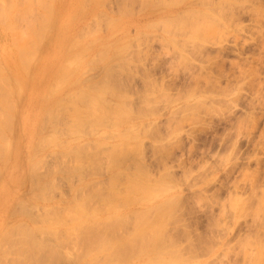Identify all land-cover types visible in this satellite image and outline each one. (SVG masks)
<instances>
[{
	"label": "rangeland",
	"instance_id": "1",
	"mask_svg": "<svg viewBox=\"0 0 264 264\" xmlns=\"http://www.w3.org/2000/svg\"><path fill=\"white\" fill-rule=\"evenodd\" d=\"M0 1L2 2V0ZM30 1L33 3H30L31 8L33 7L37 10L32 8L33 11L41 12L38 15L39 18L40 14L44 16V14L50 10L52 11L50 12L51 14L48 13L50 15L47 22L48 24L46 25L48 31L47 29L43 31V37L40 35L41 33L39 34L40 37H42L41 43L37 42L38 39L34 40L33 37L28 35L29 29L27 30V28L23 27L25 26L23 23L27 21H31L29 23H32L33 19H30L34 12L27 13L30 14L27 15L30 16L28 17L30 19L25 22L23 21L22 24L20 23L22 26L16 23V21L20 19V16H18L19 18L17 17L18 19H14L15 21L13 20L15 25H13L12 22L11 25H9L14 26L16 30H18L17 28H19V26L21 30L26 29V32H28L26 35L30 37L31 41L34 40L31 42L29 39L28 44L34 43V47H36L37 43L39 44V47L37 46V54L34 57L32 56V60L28 62H31L28 67L23 66V68L20 65L21 63H19L20 60L18 58L19 54L17 53V48H15L16 45H13L16 43V40H14L15 42L11 41L10 39L12 36L11 38L8 36L10 35L9 31L12 32L11 35L14 34L15 37V34H19L22 31L14 33L9 29L11 27L4 26L5 23L0 22L1 79L2 76L3 78L7 76L10 79L11 76L12 79L14 78L13 76L22 78V85L20 87L19 85H14L18 87L17 92L20 90V93H18L19 99H16V87L14 86H12L13 94L10 93V95L13 96L10 97L13 98V100L9 97V100L11 99L10 103L13 102L15 105L14 107H16L13 109V104L12 106L10 105L12 107L11 110L9 106L10 115L15 113V116H12L14 118H11L13 119L11 120L12 123L10 122L11 127L9 130L11 135L6 130V133H3V137L0 139V142H2L0 143V156H2V154L4 155V151L9 147H7V145H10V152L6 151L9 155L5 154V156H2L6 164L5 161H2L3 163L0 161V182L3 180L6 184L5 191L0 195V229L1 226L3 227L6 223H10L12 218L16 216H25L24 218L27 217L30 221L38 222V225H40L43 216L41 213L39 214V212H42L43 209H47L45 204L47 200L38 201L33 199L36 198V195L34 196L31 193H36L37 191L33 188L34 186L30 176H32L34 172L39 176L43 175V182L48 180L49 183V181H51L49 184L47 183L43 189L45 190L43 191V195L45 194L50 197L46 199L55 205L62 206L65 205V202L68 200L70 202L74 201L76 197L75 194L78 193V188H80V192L88 191L86 189H89L90 186L88 185L87 187V184L91 185V182L95 180L94 183H99L95 187L103 189L102 191H107L110 185H108V182H110L113 172L115 175V170L117 171L119 168H122L119 169L117 173L120 171L123 173H119V179L117 178V182H115L114 185L115 189L116 187L119 189L115 191H121L118 193L122 194L121 186L123 187V193L128 190L124 188L129 187V183H126L129 178H136V180L144 186L147 183V186H149L147 187L148 189H150L152 184L153 186L156 184V186L160 187L159 190H163H158V193L154 191L153 186H151L154 191L153 194H151V189H147L146 191L147 193L149 191L151 194L150 196L149 193L148 195L145 193L148 197L145 195L143 197L142 194V197L141 195L137 196L142 199H136L134 198L136 196H133V194L130 195L134 191V195H137L136 188L131 190L129 187L132 192L128 194V197L131 196L134 198L133 200H136L130 203L127 198L126 205L122 203V207H119L121 204L118 202L116 203L118 204V207L115 206L117 209L119 208L125 211V217L128 215L129 211L132 213L129 215V218H125L126 221H122L121 225L117 228L118 233L123 230L122 234L126 232L129 235L131 231L133 232L135 214H137L134 212V209L136 211L137 209L145 208L144 211H148L151 206L152 211L149 209V215H147L146 218L152 221L150 219L156 218L152 216L158 213L156 206L159 205L162 200L169 201V198H173V202L171 201V204L169 203L170 208L166 210L168 213H166V211L160 213L161 220L163 218V221L159 224L160 227L156 229L158 231L155 230V232L160 235L163 231V235L165 236H163V238L166 239L165 243L167 242L166 247H168V244L172 241L176 244H174L175 250L181 248L178 251L176 250V253L180 256L179 259H185L186 264H264V238H262L264 235V0H207L206 2L211 1L209 3L211 6L203 2V4H206L204 6L207 7V10H197L201 12L200 14H196L198 15L197 17H193L195 13L193 16L190 14L193 18H188V12L192 13V9L201 8L200 3H198L199 5L196 4L200 0H195L192 5L182 7L179 14L175 13L173 15H167L163 12L164 8L168 6L172 0H165L164 2H162L163 0H152V4L151 0H146L147 2H142L141 0H84V2L86 1L85 3L83 0H51L52 2L47 0L51 2V6H47L50 4H45L44 6L47 8L45 10L41 8L42 6H37L39 4L38 0H36L38 1L37 5L34 4L36 3L34 0ZM47 1H44V3ZM185 1L187 0L179 1L180 3H176L177 1L174 3V1H172L170 5H181L185 3ZM9 2L15 4L14 6L9 5L11 9L13 8V10H15L17 3L20 1L9 0ZM9 2L6 1V3L10 4ZM21 2L24 1L22 0ZM123 2L125 3L123 4ZM132 2H134V4ZM156 2L158 3L155 4ZM142 3L146 5H141ZM2 4L4 5V1ZM2 4L0 3V5ZM21 4L19 6L17 5L20 9L22 6L24 7V4ZM123 5L125 6L123 8L127 11L122 9ZM82 6L86 7L82 8ZM18 7H16V9ZM37 7L40 8V11ZM137 8L138 10H135ZM130 9H132V11ZM98 11H101L102 14ZM15 12L17 11L15 10ZM21 12H25L24 9ZM55 12H58L57 15ZM204 12H206V14H202ZM25 13H21V15ZM17 14L19 15L20 12ZM48 14L44 17L47 18V16H49ZM72 14L76 17L72 16ZM35 15L36 14L33 15L34 18H36ZM97 15L99 17H96ZM181 15L185 16L183 17L184 19ZM180 17L181 19L176 21V19ZM39 18L36 21L37 24L39 23ZM172 19H174L173 22ZM1 20L2 18L0 21ZM2 23L4 25H2ZM29 23L26 24V27ZM16 26L18 27L16 28ZM30 26L32 25L30 24ZM98 26H100V29ZM5 27H7V29ZM13 29L14 28H12V30ZM194 30L195 32L197 30V32L195 33ZM208 30L209 32H207ZM14 36L13 39L15 38ZM22 36H25V34ZM28 37H26V39H28ZM40 37L38 36L39 39ZM71 38L76 40L73 39L72 41ZM92 39L95 41H92ZM76 41L77 44H75ZM89 41L92 43L90 44ZM11 42H13V44ZM68 43L69 46H67ZM70 44H72V46L75 44V46L72 48ZM87 44L89 46L91 45L88 49H86L88 47ZM83 45L85 46L83 47ZM80 48L86 50L82 51ZM100 50H102L101 53L103 52V55L99 53ZM33 51L34 49L32 52ZM33 53H31V55ZM78 53H80L79 57ZM31 55L30 58L26 56L27 61L31 59ZM37 55H40V58ZM70 55H73V57L75 56V59ZM69 56L71 58L67 59ZM72 58L74 62H72ZM63 59H67L65 62L71 61V63L64 64ZM76 59H78L79 62L75 63ZM62 65L69 68L72 67L70 69L72 70L71 73L69 72L70 70H66L67 74L68 72L70 73V75L66 77L67 79L63 78V76L61 79L58 78L63 68ZM59 66L62 68L60 69ZM66 67L64 69H66ZM116 68H119L118 70L120 72ZM22 69H26V71ZM62 74L65 75L64 72ZM105 76L108 77L105 79ZM53 77L54 79L57 77L59 80L55 79L56 81H54L52 79ZM5 79H3V81ZM50 80L54 82H50ZM115 80L117 81L115 82ZM3 81L1 80L2 84L5 82ZM25 82L28 84L26 85ZM106 82L108 84H106ZM114 84H116V87ZM99 86H103V88ZM118 87L122 88L119 89ZM118 93H121L119 95H123V97H120ZM79 94H82L81 97ZM93 96H100L102 100H100L99 97V99H96L100 100V102L93 99L92 102L90 98H93ZM78 101H80V103ZM94 101L97 102L95 103ZM102 101L105 105H103ZM56 103L58 105H56ZM123 103L125 104L123 105ZM74 104L79 107L78 109L81 108V111L87 106L86 109L88 112L86 109L84 110L85 112H83L85 114L93 113V115L91 114L92 116H95V114L98 116L99 111H104L106 105V110L107 108L111 110L108 111L109 114L107 113L109 117L105 116L106 119L105 117L102 118L106 111L101 113L104 114L102 117L99 113V116L103 120L102 122L99 120L101 119L100 117L96 119L97 121L99 120V122H97L94 117H92V119L90 117L91 115L88 114L90 115V119L89 117L86 118V120L84 119L86 121L85 124H83V119L81 120V124H75L77 120L75 121V119L72 118L73 114H71V117L68 113L69 109L70 112L73 111ZM84 104L85 107L82 108ZM116 104L117 106H115ZM99 105L102 106L101 110H99ZM112 106L116 107L117 110ZM138 107L139 109L143 108L144 111L142 109L139 110ZM113 108L117 111V114L120 113L119 115H121V117L119 115H115L117 119L112 117L113 113L116 114ZM95 109L98 110V112ZM13 110H15V112ZM89 110L91 112H89ZM134 110H137L138 113ZM11 111L13 112L11 113ZM59 111L62 112L60 113ZM64 111H66L70 117L66 115L67 113ZM140 111L142 113H140ZM110 112H112V115H110ZM54 113H57L56 116L53 115ZM123 114L128 117L123 116ZM51 116L55 117L56 121L54 118L52 119ZM118 117H120L122 122ZM123 117H125V121L122 120ZM107 118L109 119L107 120ZM50 119H52V121ZM110 119H112V122ZM117 121L119 124H116L118 123ZM88 122H91V125H89ZM113 122L115 123L111 124ZM71 125L74 126V129L69 127ZM76 125L82 126L76 128ZM52 128L54 130H50ZM124 128H126V130L128 129V132ZM56 129H58V131ZM90 129H93V132L91 130L90 133ZM72 130L75 133H73ZM85 131L86 133H84ZM50 132L54 134L51 139L56 136L57 140H55V142L60 143L52 142L51 139V141L48 140L49 142L46 140L48 133L51 134ZM128 136L129 138H127ZM49 138L50 135L47 139ZM7 139L11 141L10 143L8 142V144L6 142ZM41 139L46 141L43 143ZM38 141L40 144H38ZM86 141H89L88 144ZM47 142L48 144H46ZM81 143L83 148L81 147ZM114 143L120 146L124 145L121 148H126L125 145L128 143L126 146L129 150H132L134 146L139 147L140 144V150L139 152L134 151L138 155L137 157L135 155H129V151L126 149L128 153V156H126L127 158L125 157L126 160L125 158H120L123 161H120V159V162L118 161V165L120 164L122 167L116 166L118 169L115 167V170L113 169L112 172V168L110 170L109 168L106 169V167L110 165V158L106 157L108 158L106 162L105 156H108V151H111L110 148H118L119 145L115 144L117 145L115 146ZM129 143H133V146L131 147ZM41 144H46L48 147L45 145L43 148ZM87 145L91 147V150H88L90 148L87 147ZM5 147L7 148L5 149ZM137 149L134 148L133 150L138 151ZM98 150H101V153ZM104 150L108 151L104 153ZM57 151L59 153H57ZM95 152L97 153V157H94ZM70 153L72 154L70 155ZM6 155L11 157L6 158ZM74 155H79L83 159L87 158L85 155H89L88 158L90 159L94 157L95 159L91 161V164H94V162L95 164H92V167L88 168L89 163L86 161L85 166L87 164V171L82 166L81 169H79L82 175H77L80 171H69V169L72 168V166L80 167L84 164L82 162V164L80 163L81 165H79L77 162V165L76 159L79 160L82 158L78 157L75 159ZM29 158H31L30 161ZM39 158L41 159L39 160ZM72 158H74L75 161H72ZM35 161L39 162H37V165L35 164L32 169V171L34 169L35 171L30 175L29 169L32 167L31 163H35ZM61 162L63 163L61 164ZM74 162L75 164H73ZM104 163L105 165L107 164V166H105ZM93 166L95 167L93 168ZM62 167L63 170L61 169ZM82 168L85 170L86 174L83 173L84 170ZM146 170L148 173H146L147 175L144 172ZM142 171L143 173H141ZM10 172H13L11 178L9 176ZM46 172L47 174H45ZM83 174L87 176H83ZM168 175H171L170 178ZM63 176L65 177L64 179ZM126 177L128 179H126ZM123 178L125 179L123 180ZM141 178L144 179V181L141 180ZM130 181L129 179L128 182ZM63 183H65V187ZM160 183L164 184L162 188L161 185H158ZM99 185H101V187ZM166 188H168V190ZM130 190L127 192H130ZM46 191H48L47 194L44 193ZM137 192L139 193L140 190ZM106 193L108 194V192ZM13 205H15V208H13L15 211L12 212V215L10 213L7 214L9 208L14 207ZM238 205L241 207L239 206L240 208H238ZM147 206H149L148 209H146ZM153 208H155L156 213H153ZM255 209H258V211L260 209L261 212H255ZM172 210L174 213L171 212ZM22 213L24 215H22ZM170 213L173 214L171 215ZM69 217L71 218V216ZM70 218L66 219V221L70 220ZM130 218L133 219L131 220ZM65 223L64 226L67 227L70 222H67L68 224ZM173 227L174 229H171ZM125 228H127V231L124 232ZM129 231L130 233H128ZM1 234L2 233H0V238H2ZM73 234L63 243L65 247L62 245V253H67L69 257L67 256L68 258L65 259V261H60V264L79 263L74 259L77 253L72 251L73 249L77 251L76 247L78 248L74 242L76 240V235ZM40 236L42 238H40ZM73 236L75 239H73ZM37 238L39 240L46 238L47 241H45L46 239L43 241L44 244L46 242L48 245L53 241V237L49 233H41ZM48 240H50V242ZM242 240H244L243 243ZM245 243L247 244L245 245ZM3 247L5 248L6 245ZM7 248L9 250L11 246ZM170 248L173 247L170 246L166 250ZM65 250L67 252H65ZM144 250L149 252L147 248ZM72 253L76 255L73 254L72 257ZM165 253L166 252H164V254ZM133 255L131 256L132 258L134 257L133 259L126 260L124 258L126 263L124 260L118 263L147 264L144 257L136 256L135 253ZM255 255H257V257ZM14 256L15 255L10 253L7 254L6 259L9 260V264L11 263V258H15ZM163 256L168 257L166 254ZM253 257L256 259V262L253 260ZM105 263L108 264L107 262ZM153 264L162 263L154 260Z\"/></svg>",
	"mask_w": 264,
	"mask_h": 264
},
{
	"label": "bare ground",
	"instance_id": "2",
	"mask_svg": "<svg viewBox=\"0 0 264 264\" xmlns=\"http://www.w3.org/2000/svg\"><path fill=\"white\" fill-rule=\"evenodd\" d=\"M3 1H4V5L2 4L3 3ZM6 1H8L9 2V0H2V2L0 1V3L2 4V5H0V8H3V9H0V17L2 18V20L0 21V22H4L5 23V25L2 23V25H4V26H7V27H11V28H9L11 31H13L14 33H16V32H21V33H19V34H21V35H19V34H15L16 35V37L14 36V34L13 35H11L12 34V32H10L9 30V34L10 35H8V36H10V38H11V36H12V38L10 39L11 41H14V40H16V43H14L13 44V42H11L14 46H15V48H17V53L19 54L18 56V58H19V63H21L20 65L23 67V66H27L28 67V65L31 63H28L29 61H31L32 60V56L34 57L36 54H37V46L39 47V44L38 43H41V41H42V37H43V31H45V29H47L46 27V25L48 24L47 22H48V18H50V15L49 14H51L50 12L52 11V10H50L49 12H47L46 14H44V16L45 15H47L48 13V15L49 16H47V18L46 17H44L43 16V14L41 15L40 14V18H39V13H41V12H36L37 10L35 9V8H33L34 10H36L35 12L33 11V9L31 8V6H30V3H32V1H30V0H23L24 2H21L22 0H18V2L21 4V5H23L24 4V7L22 6L21 7V9L23 10L24 9V11L26 12L27 10H29V11H27L26 13L25 12H21L22 10L20 9V7H18L20 4L19 3H17V5H16V7H18L19 9H20V11H19V9L17 10L16 9V7H15V10L17 11V12H15V10H13V8L11 9V7L10 6H14L15 4L13 3V2H9L10 4H8V3H6ZM11 1V0H10ZM36 3H34L35 5H37L38 4V1H39V4L37 5L38 7L40 6H42L41 8L42 9H47V8H45V4H50V5H47V6H51V2H49V1H47V0H44V1H47L46 3H44V1L43 0H38V1H36V0H34ZM124 1V0H123ZM127 1V0H126ZM132 1V0H131ZM135 1V0H134ZM137 1H139V0H137ZM142 2L144 1H146V0H141ZM159 1V0H158ZM161 1V0H160ZM165 0H163L162 2H164ZM172 1H174V3H175V1H177L176 3H180L182 0H172ZM172 1H170V4H171V2ZM198 1V0H197ZM196 1V2H197ZM202 1V2H201ZM207 0H205V1H203V0H200L199 2H197L196 4H198V3H200L201 5V8H199V9H190L191 11H192V13H190V12H188L189 13V15H188V18H193V17H197L198 15H196V14H200L201 12V10H207V7L206 6H204V5H206V4H203V2H205V3H208L207 5H210L209 3L211 2H206ZM209 1V0H208ZM15 2H17V1H15ZM26 2H28V3H26ZM43 3V5H42V3ZM49 2V3H48ZM83 2H84V0H83ZM82 2V3H83ZM86 2V1H85ZM84 2V3H85ZM147 2V1H146ZM161 2V3H162ZM193 2H195V0L193 1H191V0H187V1H185V3H183V4H181V5H177V6H172V5H170V4H168V6H166L165 8H164V13H166L167 15H173V14H179L180 12H181V10L180 9H182V7H184V6H186V5H192L193 4ZM6 3V4H5ZM12 3H13V5H12ZM41 3V4H40ZM125 2H123V4H124ZM133 4H134V2H132ZM136 3V2H135ZM140 3V2H139ZM158 2H156L155 4H157ZM224 3V2H223ZM33 4V3H32ZM146 5L145 3H142L141 5ZM151 4H152V0H151ZM173 4V3H172ZM10 5V6H9ZM26 5V6H25ZM34 5V6H35ZM77 5V4H76ZM84 5V4H83ZM121 5V4H120ZM132 5V4H131ZM170 5V6H169ZM199 5V4H198ZM213 5H215V4H213ZM2 6V7H1ZM7 6V7H6ZM9 6V7H8ZM29 8H28V7ZM43 6H44V8H43ZM152 6V5H151ZM211 6V5H210ZM6 9H5V8ZM37 7V8H38ZM84 7H86V6H84ZM83 6H82V8H84ZM123 7H125L124 5L122 6V9L124 10V11H127L126 9H124ZM101 8V7H100ZM139 8V7H138ZM138 8L137 9H135V10H138ZM40 8H38V10H39ZM128 9V8H127ZM141 9V8H140ZM210 9H211V7H210ZM213 9V8H212ZM82 10V9H81ZM129 10V9H128ZM131 11H132V9H130ZM197 10H200L199 12L197 11ZM208 10H209V8H208ZM20 12V14L18 15L17 13H19ZM40 11V10H39ZM56 11V10H55ZM122 11V10H121ZM130 11V12H131ZM142 11V10H141ZM193 11H197V12H193ZM31 12H34V14H36L35 15V17L37 18V16H38V18H39V23L37 24V20H38V18H37V20H36V18H34V14H32V16H31V19L30 18H28V17H30V16H27V15H30V14H27V13H31ZM98 12H101V11H98ZM138 12V11H137ZM203 12V11H202ZM21 13H25V14H23V15H21ZM58 13V12H57ZM57 13L55 12V14L57 15ZM76 13H77V11H76ZM127 13V12H126ZM187 13V14H188ZM195 13V14H194ZM16 14H17V16H16ZM96 14H98V13H96ZM101 14H102V12H101ZM193 16V14H194V16L192 17L191 15ZM202 14H206V12H204V13H202ZM25 15H26V17H25ZM18 16H20V19L18 20V21H20V22H18V21H16V23L17 24H22L23 23V21L25 22V21H27V20H32L33 19V21H32V23H29V22H31V21H27L26 23H23V25H25V26H23V27H25V28H27V30L29 29V33L28 32H26V29H23V30H21L20 28V26H22L21 24H20V26H19V28H17L18 26H16V28L18 29V30H16L15 29V27L14 26H9V25H11V22L13 23V25H15V22H13V20L15 19L16 20V18L18 17ZM72 16H74L73 14H72ZM71 16V17H72ZM182 16V18L183 17H185L184 15H181ZM21 17H23V18H21ZM54 17V16H53ZM70 17V18H71ZM74 17H76V16H74ZM96 17H99L98 15L96 16ZM102 17V16H101ZM0 18V19H1ZM19 18V17H18ZM17 18V19H18ZM186 18H187V16H186ZM207 18H210V17H207ZM95 19V18H94ZM97 19H99V18H97ZM179 19H181V17L180 18H178V19H176V21L178 20L179 21ZM184 19V18H183ZM182 19V20H183ZM14 20V21H15ZM35 20V21H34ZM72 20H73V18H72ZM173 20L174 19H172V22H173ZM214 20V19H213ZM212 20V21H213ZM94 21V20H93ZM97 21V20H96ZM36 22V23H35ZM55 22V21H54ZM95 22V21H94ZM27 23H29L28 25H29V27H28V25H27V27H26V24ZM163 23V22H162ZM7 24V25H6ZM30 24L32 25V26H30ZM95 24V23H94ZM36 25V26H35ZM55 25V24H54ZM57 25V24H56ZM100 25V24H99ZM49 26V25H48ZM85 26V25H84ZM90 26V25H89ZM92 26V25H91ZM97 26V25H96ZM7 27H5L6 29H7ZM52 27H54V26H52ZM100 26H98V28H99ZM12 28H14L15 29V31H14V29L12 30ZM96 28V27H95ZM50 29V28H49ZM100 29V28H99ZM47 31H48V29H47ZM168 31H169V29H168ZM202 31V30H201ZM7 32V31H6ZM24 32V33H23ZM26 32V33H25ZM194 32H195V30H194ZM196 32H197V30H196ZM195 32V33H196ZM205 32V31H204ZM207 32H209V30L207 31ZM4 33V32H3ZM28 33V35H30L31 37H33V39L34 40H37V45H36V47H34L35 46V44L34 43H31V44H28V41H29V39H30V37H28V35H26ZM41 33V34H40ZM193 33V32H192ZM25 34V36H22V35H24ZM42 35V37H40V35ZM48 34V33H47ZM91 34V33H90ZM194 34V33H193ZM13 36L15 37L14 39H13ZM38 36L40 37V39L38 38ZM26 37H28V39H26ZM75 37H77V36H75ZM74 37V38H75ZM46 38V37H45ZM44 38V39H45ZM74 38H71L72 39V41H73V39ZM13 39V40H12ZM33 40V41H34ZM74 40H76V39H74ZM78 40V39H77ZM30 41H31V39H30ZM33 41H31V42H33ZM63 41V40H62ZM71 41V40H70ZM71 41V42H72ZM92 41H95V40H93L92 39ZM15 42V41H14ZM36 42V41H35ZM45 42V41H44ZM79 42V41H78ZM88 42V41H87ZM90 42V41H89ZM75 43V42H74ZM92 42H90V44H91ZM46 44H47V42H46ZM73 44V43H72ZM72 44H70V46L73 48V46H75V44H77V41H76V43L72 46ZM30 45V46H29ZM86 45V44H85ZM85 45H83V47L85 46ZM88 45V44H87ZM103 45V44H102ZM67 46H69V43H68V45ZM91 46V45H90ZM89 45H88V47L86 48V49H88L89 47H90ZM10 47V46H9ZM104 47V46H103ZM124 47V46H123ZM4 48V47H3ZM11 48V47H10ZM71 48V49H72ZM34 49V53L32 52V50ZM61 49V48H60ZM69 49V48H68ZM79 49V48H78ZM85 49V50H86ZM219 49V48H218ZM15 50V49H14ZM80 50H82V48H80ZM85 50H82V51H85ZM79 51V50H78ZM101 51L102 50H100V52L99 53H101ZM29 52H30V54H29ZM79 52H81V51H79ZM116 52V51H115ZM31 53H33L32 55H31ZM75 53H77V52H75ZM122 53V52H121ZM29 54V55H28ZM41 54V53H40ZM74 54V53H73ZM79 55H78V57L80 56V53H78ZM96 54V53H95ZM98 54V53H97ZM102 55H103V52L101 53ZM104 54H105V51H104ZM30 55H31V59L30 60H28L27 61V58H26V56H28V58H30ZM42 55V54H41ZM76 55V54H75ZM101 55V56H102ZM16 56H17V54H16ZM37 56H39V58H40V55H37ZM36 56V57H37ZM70 56H72L73 57V55H70ZM67 57V59L68 58H71V57ZM77 56V55H76ZM96 56V55H95ZM77 57V58H78ZM120 57V56H119ZM38 58V59H39ZM65 58V57H64ZM74 59H75V56L73 57ZM72 58V59H73ZM121 58V57H120ZM128 58H130V57H128ZM66 59V60H67ZM74 59L72 60V62H74ZM92 59H94V58H92ZM92 59H91V61H92ZM130 59H132V58H130ZM66 60H64L63 59V61H64V64H67V63H71V61L70 62H65ZM80 60V59H79ZM94 60H96V59H94ZM122 60V59H121ZM27 61V62H26ZM89 61V60H88ZM35 62V61H34ZM33 62V63H34ZM77 62H79L78 61V59H76L75 60V63H77ZM61 63H62V61H61ZM87 63H89V62H87ZM94 63V62H93ZM96 63V62H95ZM106 63V62H105ZM114 63V62H113ZM116 63V62H115ZM0 64H2V63H0ZM26 64V65H25ZM63 64V63H62ZM120 64V63H119ZM34 65V64H33ZM68 65H71V64H68ZM133 65V64H132ZM209 65V64H208ZM5 66V65H4ZM63 66V68L61 69L60 68V66H59V68L61 69V71H60V73H59V75H58V78L59 79H61L62 78V76H63V78H66V77H68L69 75H70V73L72 72V70H70L71 68H69V67H66L65 65H62ZM74 66V65H73ZM76 66V65H75ZM127 66V65H126ZM0 71H1V69H2V66L0 65ZM66 67V69H64ZM91 67H94V66H91ZM118 67V66H117ZM123 67V66H122ZM24 68V67H23ZM26 68V67H25ZM53 68V67H52ZM58 68V69H59ZM69 68V69H68ZM108 68V67H107ZM107 68H105V69H107ZM110 68V67H109ZM3 69H4V67H3ZM27 69V68H26ZM26 69H22V70H25L26 71ZM57 69V70H58ZM59 69V70H60ZM64 69V70H63ZM92 69V68H91ZM115 69V68H114ZM117 70L119 69V68H116ZM121 69V68H120ZM122 69H124V68H122ZM27 70H29V69H27ZM32 70V69H31ZM58 70V71H59ZM68 70H70L69 72H68V74H67V71ZM73 70H75V69H73ZM113 70V69H112ZM130 70V69H129ZM3 71V70H2ZM24 71V72H25ZM99 71V70H98ZM110 71V70H109ZM119 71V70H118ZM4 72H5V69H4ZM56 72V71H55ZM54 72V73H55ZM64 72V74L65 75H63L62 73ZM97 72V71H96ZM108 72V71H107ZM120 72V71H119ZM129 72V71H128ZM1 73V72H0ZM116 73V72H115ZM25 74V73H24ZM27 74V73H26ZM60 74H61V76H60ZM112 74V73H111ZM6 75V74H5ZM56 75V76H57ZM67 75V76H66ZM93 75V74H92ZM106 75V74H105ZM117 75V74H116ZM60 76V77H59ZM90 76H91V74H90ZM102 76V75H101ZM112 76V75H111ZM110 76V77H111ZM125 76V75H124ZM128 76V75H127ZM7 77V76H6ZM4 77L3 78V76H2V79H1V75H0V139H2V137H3V133H6L5 131L7 130L9 133H10V127H11V120H13V119H11V118H14V117H12L14 114H11L10 115V109L12 110V104H13V102H11L10 103V101H11V99L13 100V98H11V97H13L12 95H10V93L11 94H13V92H12V86H14V85H19V87L22 85V78H20V77H17V76H13L14 78L12 79V76H11V79L9 78V77ZM29 77V76H28ZM55 77V76H54ZM54 77L52 78L54 81H56L55 79H57V80H59L57 77L54 79ZM106 77H108V76H105V79H106ZM6 78V79H5ZM9 78V79H8ZM116 78V77H115ZM3 79H5L4 81H3ZM26 79H28V78H26ZM67 79V78H66ZM104 79V80H105ZM109 79V78H108ZM1 80L4 82V84H2V82H1ZM76 80V79H75ZM113 80V79H112ZM26 81H28V80H26ZM52 80H50V82H51ZM54 81H52V82H54ZM77 81V80H76ZM106 81H108V80H106ZM117 80H115V82H116ZM120 81V80H119ZM208 81V80H207ZM109 82V81H108ZM94 83V82H93ZM102 83V82H101ZM110 83V82H109ZM114 83V82H113ZM25 84H26V82H25ZM28 84V83H27ZM26 84V85H27ZM96 84V83H95ZM106 84H108L107 82H106ZM49 85V84H48ZM53 85V84H52ZM55 85V84H54ZM96 85H99V84H96ZM103 85V84H102ZM111 85H113V84H111ZM115 85V87H116V84H114ZM16 86H14V87H16ZM50 86V85H49ZM94 86V85H93ZM105 86V85H104ZM120 86V85H119ZM130 86V85H129ZM53 87H55V86H53ZM96 87V86H95ZM100 87V86H99ZM114 87V86H113ZM17 88L18 87H16V93H15V95H17L15 98L16 99H19V94L18 93H20L19 91L17 92ZM52 88V87H51ZM51 88H50V90H51ZM96 88H98V87H96ZM100 88H103V86L102 87H100ZM108 88V87H107ZM119 89L120 88H122V87H118ZM19 89H21V88H19ZM92 89V88H91ZM95 89V88H94ZM111 89V88H110ZM56 90V89H55ZM122 90V89H121ZM109 91V90H108ZM111 91V90H110ZM48 92V91H47ZM128 92V91H127ZM49 93V92H48ZM79 93V92H78ZM113 93V92H112ZM115 93V92H114ZM51 94V93H50ZM119 94H121V93H118V95ZM123 94V93H122ZM80 95V97H81V95L82 94H79ZM97 95H99V94H97ZM108 95V94H107ZM11 96V97H10ZM50 96V95H49ZM78 96V95H77ZM86 96V95H85ZM114 96V95H113ZM112 96V97H113ZM120 96V95H119ZM9 97L11 98L10 100H9ZM22 97V96H21ZM87 97V96H86ZM100 97V96H99ZM99 97L97 96V97H95V96H93V98L91 97L90 99H91V101L93 102V100H97V101H99L100 102V100H102L101 99V97H100V100H98L99 99ZM120 97H123V95L122 96H120ZM96 98H98V99H96ZM15 99V100H16ZM61 99V98H60ZM93 99V100H92ZM107 99V98H106ZM108 100H110V99H108ZM107 100V101H108ZM18 101V100H17ZM16 101V102H17ZM61 101H62V99H61ZM66 101V100H65ZM64 101V102H65ZM81 101H83V100H81ZM86 101V100H85ZM90 101V100H89ZM96 101V102H97ZM103 101H104V99H103ZM103 101H102V103H103ZM106 101V100H105ZM129 101V100H128ZM68 102V101H67ZM79 103H80V101H78ZM88 102V101H87ZM95 102V101H94ZM95 102V103H96ZM113 102V101H112ZM121 102H124V101H121ZM10 103V104H9ZM15 103V102H14ZM24 103V102H23ZM58 103H60V102H58ZM76 103V102H75ZM17 104V103H16ZM61 104H63V103H61ZM61 104H60V106H61ZM72 104V103H71ZM89 104V103H88ZM125 103H123V105H124ZM11 105V106H10ZM56 105H58L57 103H56ZM55 105V106H56ZM70 105V104H69ZM90 105V104H89ZM88 105V106H89ZM96 105V104H95ZM97 105H98V103H97ZM103 105H105V103H103ZM112 105H114V104H112ZM9 106L11 107L10 109H9ZM15 105L13 104V109L14 108H16V107H14ZM60 106H58V107H60ZM100 106V105H99ZM115 106H117V104L115 105ZM127 106V105H126ZM22 107V106H21ZM58 107H57V109H58ZM62 107V106H61ZM60 107V108H61ZM65 107V106H64ZM81 107V106H80ZM85 107V104H84V106H82V108H84ZM101 107L102 106H100V109L99 110H101ZM106 107H107V105H106ZM106 107H105V109L104 108H102V109H104V111H106V113H104V111L102 110V112L101 111H99V113L101 114V113H104V114H101V117L102 118H104L105 116L106 117H109V110H111L110 108H109V110H108V108H107V110H106ZM112 107H114V106H112ZM123 107H125V106H123ZM131 107V106H130ZM56 108V107H55ZM68 108V107H67ZM79 107L76 105V104H74V107H73V111H71L70 112V109H69V114H70V116H71V114H73V119H75V121L77 120V122H75V124H81V120L83 119H85L86 120V118H88L91 114L93 115V113H84L85 111V109L87 108V106H86V108H84V109H82L83 111H81V108L80 109H78ZM89 108V107H88ZM90 108H92V107H90ZM96 108V107H95ZM98 108V107H97ZM115 109H116V107H114ZM113 108V110L115 111V113L117 112L115 109ZM53 109V108H52ZM63 109V108H62ZM94 109V108H93ZM138 109H139V107H138ZM142 110H143V108H141ZM141 109H139V110H141ZM66 110V109H65ZM72 110V109H71ZM87 110V109H86ZM96 110V109H95ZM94 110V111H95ZM14 112H15V110H13ZM13 111H11V113L13 112ZM17 111V110H16ZM49 111V110H48ZM50 111H51V108H50ZM53 111V110H52ZM97 112H98V110H96ZM113 111V112H114ZM135 111V110H134ZM144 111V110H143ZM3 112V113H2ZM60 112V111H59ZM58 112V113H59ZM62 112V111H61ZM60 112V113H61ZM64 112H66V111H64ZM73 112V113H72ZM87 112H88V110H87ZM89 112H91L90 110H89ZM122 112V111H121ZM135 112H137V110L135 111ZM67 113V112H66ZM68 113L66 114V115H68ZM84 113V114H83ZM95 113V112H94ZM99 113H98V116H97V114H95V116H90L91 118L92 117H94V119H95V121H97L96 119H99L98 117H100L99 116ZM108 113V114H107ZM111 114L110 115H112V112H110ZM119 113V112H118ZM138 113V112H137ZM140 113H142L141 111H140ZM47 114V113H46ZM56 114L57 113H54L53 115L54 116H56ZM83 115V116H81V115ZM88 114H90V115H88ZM107 114V115H106ZM120 114V113H119ZM119 114H114L113 113V115H112V117L113 118H116ZM45 115V114H44ZM52 115V116H53ZM59 115V114H58ZM84 115H85V117H84ZM88 115V116H87ZM115 115H117V116H115ZM15 116V115H14ZM51 116V117H52ZM62 116V115H61ZM69 116V115H68ZM69 116V117H70ZM120 117H121V115H119ZM123 116H127V115H124L123 114ZM48 117V116H47ZM62 117H64V116H62ZM68 117V118H69ZM90 117H89V119H90ZM100 117V118H101ZM106 117H105V119H106ZM120 117H118L119 118V120L121 121V119H120ZM128 117V116H127ZM130 117V116H129ZM55 119V117H52V119ZM57 118V117H56ZM60 118V117H59ZM102 118L101 119H99L101 122L103 121L102 120ZM125 117H123V119L122 120H124L125 121V119H124ZM52 119H50L51 121H52ZM58 119V118H57ZM66 119V118H65ZM64 119V120H65ZM93 119V118H92ZM91 119V120H92ZM109 118H107V120H108ZM117 119V118H116ZM45 120H47V119H45ZM84 120V122H83V124H85V121ZM88 120V119H87ZM99 120L97 121V122H99ZM111 120V122H112V119H110ZM115 120V119H114ZM113 120V121H114ZM43 121V120H42ZM55 121H56V119H55ZM58 121V120H57ZM70 121H71V119H70ZM88 121H90V120H88ZM95 121H91V122H95ZM11 122V123H10ZM46 122V121H45ZM90 122V123H91ZM110 122V121H109ZM118 122V121H117ZM122 122V121H121ZM44 123V122H43ZM61 123V122H60ZM66 123V122H65ZM70 123V122H69ZM72 123V122H71ZM70 123V124H71ZM73 123H74V120H73ZM72 123V124H73ZM89 122H88V124L89 125H91ZM115 122H113V123H111V124H114ZM40 124V123H39ZM50 124V123H49ZM56 124V123H55ZM87 124V125H88ZM93 124V123H92ZM101 124V123H100ZM106 124V123H105ZM116 124H119V122L118 123H116ZM38 125V124H37ZM42 125V124H41ZM51 125H53V124H51ZM61 125H63V124H61ZM88 125V126H89ZM94 125H95V123H94ZM93 125V126H94ZM96 125H97V123H96ZM107 125V124H106ZM54 126V125H53ZM79 126V125H78ZM77 125H76V128L78 127ZM80 126H82V125H80ZM80 126L78 127V128H80ZM134 126V125H133ZM142 126V125H141ZM14 127H16V126H14ZM66 127V126H65ZM69 127H74V126H69ZM99 127V126H98ZM56 128V127H55ZM84 128H85V126H84ZM92 128V127H91ZM126 128H128V127H126ZM126 128H124L125 130H126ZM131 128H132V126H131ZM143 128V127H142ZM49 129V128H48ZM63 129V128H62ZM68 129V128H67ZM74 129V128H73ZM123 129V130H124ZM134 129V128H133ZM144 129H146V128H144ZM12 130V129H11ZM15 130V129H14ZM40 130H41V128H40ZM43 130V129H42ZM50 130H54L53 128L52 129H50ZM57 131H58V129H56ZM60 130H61V128H60ZM64 130H66V129H64ZM88 130V129H87ZM91 130H92V132H93V129H90V133H91ZM128 130V129H127ZM126 130V131H127ZM132 130V129H131ZM151 130H153V129H151ZM73 131V130H72ZM76 131V130H75ZM81 131V130H80ZM83 131V130H82ZM130 131V130H129ZM144 131V130H143ZM150 131V130H149ZM12 132V131H11ZM40 132V131H39ZM64 132V131H63ZM71 132V131H70ZM69 132V133H70ZM128 132V131H127ZM126 132V133H127ZM137 132V131H136ZM145 132V131H144ZM152 132V131H151ZM9 133H8V135H9ZM51 133V132H50ZM69 133H67V134H69ZM73 133H75L74 131H73ZM72 133V134H73ZM77 133H79V132H77ZM84 133H86V131L84 132ZM89 133V132H88ZM87 133V134H88ZM110 133V132H109ZM115 133V132H114ZM117 133H119V132H117ZM125 133V132H124ZM123 133V134H124ZM138 133V132H137ZM47 134V133H46ZM59 134H62V133H59ZM71 134V133H70ZM98 134V133H97ZM107 134V133H106ZM152 134H154V133H152ZM6 135V134H5ZM10 135H11V133H10ZM9 135V136H10ZM50 135V138L49 139H47L48 138V136ZM57 135V134H56ZM85 135V134H84ZM118 135V134H117ZM149 135H150V133H149ZM148 135V136H149ZM9 136H8V138H9ZM13 136H14V134H13ZM52 136H54V134H49L48 133V135H47V138H46V140L48 141V140H50L51 139V137ZM104 136V135H103ZM108 136V135H107ZM109 136H110V134H109ZM111 136H112V134H111ZM119 136V135H118ZM42 137V136H41ZM45 137H46V135H45ZM73 137V136H72ZM105 137V136H104ZM137 137V136H136ZM136 137H134V138H136ZM152 137V136H151ZM78 138V137H77ZM111 138V137H110ZM126 138V137H125ZM127 138H129V136L127 137ZM126 138V139H127ZM132 138H133V136H132ZM131 138V139H132ZM10 139V138H9ZM9 139H7V144H8V142L10 143L11 141H8ZM43 139V138H42ZM41 139V140H42ZM72 139V138H71ZM122 139V138H121ZM41 140H39V141H41ZM46 140H44V141H46ZM52 142H55V140H57L56 139V136L55 137H53L52 139ZM50 140V141H51ZM130 140V139H129ZM134 140V139H133ZM142 140V139H141ZM140 140V141H141ZM37 141V140H36ZM39 141H38V144H40L39 143ZM44 141L42 140V142L44 143ZM61 141H63V140H61ZM66 141V140H65ZM92 141V140H91ZM138 141V140H137ZM49 142V141H48ZM48 142L46 143V144H48ZM89 142V141H88ZM88 142L86 141V143L88 144ZM0 143H2V142H0ZM55 143H60V142H55ZM64 143V142H63ZM85 143V142H84ZM95 143V142H94ZM97 143H98V141H97ZM101 143V142H100ZM119 143H121V142H119ZM138 143V142H137ZM140 143V142H139ZM45 144V145H46ZM91 144V143H90ZM115 144H117V143H114V145ZM128 144V143H127ZM126 144V145H127ZM131 144V147L133 146V143H129V145ZM42 145V147L44 148L45 147V145H43V144H41ZM51 145V144H50ZM54 145V144H53ZM66 145V144H65ZM81 145H82V143H81ZM92 145H93V143H92ZM99 145V144H98ZM111 145V144H110ZM117 145H119V144H117ZM117 145H115V146H117ZM125 145V147L126 148H121V147H123L124 145H119L118 146V148H116V147H113V146H111V147H113V148H110L111 149V151L109 152L108 150H110V149H108L107 151H108V156H105V159H106V162H107V159L108 158H110V165H108L107 166V164L105 165V163H104V165L105 166H107L106 167V169L107 168H109V170L112 168V172H113V169L116 167V166H121L120 164L118 165V161H119V159L120 158H122V159H124L126 156H128V153H127V150L129 151V155H135V156H137L138 157V155L135 153V152H139V147H140V144H139V147L138 146H134V148H138L137 150L138 151H136V150H133L134 148H132V150L130 149H128L127 148V146ZM128 145V146H129ZM135 145H136V143H135ZM138 145V144H137ZM142 145V144H141ZM153 145V144H152ZM9 146V147H8ZM37 146V145H36ZM47 146V145H46ZM67 146V145H66ZM85 146H86V144H85ZM94 146V145H93ZM101 146H102V144H101ZM159 146V145H158ZM8 147V148H7ZM7 147H5V151H4V149H3V151L5 152L4 153V155L2 154V156H5V154H7V155H9V153H7L6 151H9L10 150V145H7ZM41 147V148H42ZM48 147V146H47ZM54 147H55V145H54ZM60 147H62V146H60ZM70 147V146H69ZM82 148H83V145L81 146ZM87 147H89V145H87ZM86 147V148H87ZM96 147V146H95ZM94 147V148H95ZM109 147V146H108ZM153 147H154V145H153ZM160 147V146H159ZM12 148V147H11ZM39 148V147H38ZM64 148H65V146H64ZM78 148V147H77ZM80 148V147H79ZM90 149H88V150H91V147H89ZM98 148V147H97ZM104 148V147H103ZM114 148H116L115 150H113ZM152 148V147H151ZM162 148V147H161ZM160 148V149H161ZM168 148V147H167ZM40 149V148H39ZM92 149H93V147H92ZM99 149V148H98ZM127 149V150H126ZM153 149V148H152ZM156 149V148H155ZM70 150V149H69ZM81 150H83V149H81ZM97 150V149H96ZM95 150V151H96ZM113 150V151H112ZM165 150H167V149H165ZM37 151V150H36ZM93 151V150H92ZM99 151V150H98ZM98 151H97V153H98ZM105 151V150H104ZM103 151V152H104ZM107 151H105L104 153H106ZM135 151V152H134ZM155 151V150H154ZM153 151V152H154ZM10 152V151H9ZM34 152V151H33ZM39 152V151H38ZM67 152H68V150H67ZM100 153H101V150L99 151ZM102 152V153H103ZM1 153H3V152H1ZM36 153V152H35ZM57 153H59L58 151H57ZM61 153V152H60ZM63 153V152H62ZM66 153V152H65ZM83 153V152H82ZM88 153V152H87ZM92 153V152H91ZM96 152H95V154H94V157L96 156V154H97ZM134 153V154H133ZM165 153V152H164ZM72 153H70V155H71ZM99 154V153H98ZM1 155V154H0ZM6 155V158L8 157ZM32 155H33V153H32ZM38 155V154H37ZM46 155V154H45ZM50 155V154H49ZM48 155V156H49ZM56 155V154H55ZM63 155H64V153H63ZM69 155V154H68ZM69 155V156H70ZM92 155H93V153H92ZM91 155V156H92ZM102 155V154H101ZM104 155H106V154H104ZM2 156H0V158H1V162L3 161H5V159L3 160V158H2ZM65 156V155H64ZM87 158H85V159H83L81 156H75L74 155V157H75V159L76 158H82V159H76L77 161H76V163L78 162L79 163V165H81L82 164V162H83V164L84 165H81L80 167H78V166H72V168H70L69 169V171L71 170H75V171H80L79 169H81V167L83 166V168H85L86 169V171H87V164H86V166H85V163H86V161L89 163L88 165V168L90 167H92V164H91V161L93 160V159H95L94 157H92L91 159L90 158H88V156L87 155H85ZM142 156V155H141ZM11 156H9L8 158H10ZM61 157V156H60ZM66 157V156H65ZM64 157V158H65ZM73 157V156H72ZM83 157H84V155H83ZM97 157V156H96ZM103 157V156H102ZM106 157H108V158H106ZM144 157V156H143ZM5 158V157H4ZM43 158V157H42ZM50 158V157H49ZM59 158V157H58ZM57 158V159H58ZM127 158V157H126ZM126 158H125V160H126ZM133 158V157H132ZM30 159L31 158H29V161H30ZM41 158H39V160H40ZM56 159V158H55ZM62 159V158H61ZM74 158H72V161H75V159L73 160ZM87 159V160H86ZM139 159V158H138ZM8 160V159H7ZM53 160V159H52ZM67 160V159H66ZM81 160V161H80ZM83 160H85V161H83ZM89 160V161H88ZM140 160V159H139ZM58 161H60V160H58ZM70 161V160H69ZM80 161V162H79ZM95 161V160H94ZM100 161V160H99ZM120 161H123V160H121L120 159ZM119 161V162H120ZM136 161V160H135ZM0 162V163H1ZM2 162V163H3ZM8 162V161H7ZM34 162V161H33ZM37 162H39V161H37ZM36 161H35V163H31V168L29 169L30 170V175L35 171V169L32 171V169L34 168V166H35V164L37 165L38 163H37ZM43 162V161H42ZM67 162V161H66ZM147 162V161H146ZM60 163V162H59ZM63 162H61V164H62ZM70 163H72V162H70ZM78 163H77V165H78ZM81 163V164H80ZM5 164H6V161H5ZM30 164V163H29ZM46 164V163H45ZM52 164V163H51ZM56 164V163H55ZM69 164V163H68ZM73 164H75V162L73 163ZM72 164V165H73ZM91 164V165H90ZM94 164H95V162H94ZM93 164V165H94ZM135 164V163H134ZM149 164V163H148ZM71 165V164H70ZM5 166V165H4ZM42 166V165H41ZM85 166V167H84ZM110 166V167H109ZM136 166V165H135ZM19 167V166H18ZM60 167H61V165H60ZM64 167V166H63ZM63 167L61 168L62 170H63ZM74 167V168H73ZM95 166H93V168H94ZM122 167V166H121ZM36 168V167H35ZM48 168H49V166H48ZM58 168H59V165H58ZM68 168V167H67ZM66 168V169H67ZM82 168V169H83ZM97 168H99V167H97ZM117 168V167H116ZM149 168V167H148ZM4 169V168H3ZM2 169V170H3ZM118 169V168H117ZM119 169H122V168H119ZM118 169V170H119ZM45 170V169H44ZM46 170H47V168H46ZM61 170V171H62ZM84 170V169H83ZM89 170V169H88ZM91 170V169H90ZM100 170V169H99ZM108 170V171H109ZM115 170V169H114ZM118 170L116 171L115 170V175H114V172H113V175H112V177L110 178V182H108V185H109V187L107 188L108 190L107 191H102L103 189H100V188H97V187H95L97 184H99V183H94L95 181H93V182H91L92 184L90 185V184H87V187H88V185L90 186L89 187V189L87 188L86 190H88V191H86V192H80V188H78V187H76V188H78V190H77V194H75L76 195V197H75V199H74V201L72 202H70L69 200V202L67 201V202H65V205H62V206H58V205H55L54 203H52V202H50V201H48V199H46L48 196H46L45 194V196L43 195V191H45V190H43L44 189V187L47 185V183H48V180L46 181V182H43V180L44 179H42V176L40 175H38L37 173H35L34 172V174L32 175L33 176V178H32V176H30V178H31V181H32V183H33V188H35L36 189V191L37 192H39V193H31V194H33L34 196L36 195V198H33V199H35V200H44V201H46L47 200V202H45V204H46V208L47 209H43V213L42 212H39V214L41 213L42 214V216H43V218L41 219L42 221H41V223H40V225H38V222H32V221H30L29 219H27V217L26 218H24L25 216H21V217H14V218H12V221L10 222V223H6V225L5 226H1V229H0V233H4L3 235L1 234V237L2 238H0V264H9V260H7L6 258H7V254L8 253H10V254H13V255H15L13 258L14 259H12L11 258V263L10 264H60V261H62V260H64L65 261V259H67L69 256L67 255V253H62V245H63V243L66 241V240H68L69 239V236L70 235H72L73 233V235H76L75 237H76V240L74 241L76 244V246H78V248L76 247V250L78 251H75L72 247H73V245H72V251H74V252H76L77 253V255L76 254H74V253H72V257H73V254L74 255H76V257L74 258V259H76L79 263H77V264H106L105 262H107L108 264H119L118 262L119 261H123L124 260V258L127 260V259H133L131 256L135 253L136 254V256H142V257H144V260H145V262L147 263V264H153V261L154 260H156V262H159V263H162V264H186V262H185V259L184 260H182V258L181 259H179L180 258V256L176 253L178 250H180V249H176L175 250V243H173L172 241H171V243H169V240H168V247H170V246H172L173 248H170V249H168V250H166L168 247H166L167 246V242L165 243V240L166 239H164L163 238V231H162V233L159 235L158 233H156L155 232V230L157 229V228H159L160 227V225L159 224H161L162 222L161 221H163V218H162V220H161V217H160V213H164V211H166L167 209H169L170 207V204H171V201H172V199L171 198H169V201L167 200H162V202H160L159 203V205H157L156 206V210L158 211V213H157V215L155 214V215H153L152 217H156L155 219H153L151 216V218L152 219H150V220H152V221H149V219L148 218H146L147 217V215H149V212L148 211H150L151 210V206H150V208H149V206H147L146 207V209H148V211L146 210V211H144L145 210V208L144 209H137L136 211H135V209H134V212H136L137 214H135V223H134V230H133V232L131 231V234H127L125 231H127L126 229L127 228H125V230H124V232L126 233H124V234H122V232H123V230H122V232H120V233H118L117 231H118V227L121 225V223H122V221H126L125 220V218L127 219V218H129V215L130 214H132L131 213V211H129L128 212V215H127V213H126V217H125V211H123L122 209H117L115 206H117L118 207V204H116L117 202L119 203V204H121L119 207H122L123 205H122V203L124 204L125 203V205H126V199L131 203V202H134L136 199H142V198H138L137 196L139 195H141V197H142V194H143V197H144V195H145V193H146V195H148V193H149V191H148V193H147V187H149V186H147L148 184L146 183L145 184V186L143 185V184H140V182H138V180H136V178H129L131 181L130 182H128L129 181V179L126 177V179H128V181L126 182V183H129V187H130V189L132 190V189H134V188H136V194L137 195H134V193H135V191L134 192H132L130 189H129V187H127V188H124V189H128L127 191H129L130 190V192H124V193H127V194H124L123 193V187L121 186V188H122V194L121 193H118V192H121V191H115L116 189H117V187H116V189L114 188V185H115V182H117V178L119 177V173L121 172V173H123L122 171H120L119 173H117L118 172ZM165 170V169H164ZM57 171V170H56ZM60 171V172H61ZM65 171V170H64ZM69 171H66V172H69ZM97 171V170H96ZM95 171V172H96ZM49 172V171H48ZM65 172V173H66ZM145 172V174L147 173V170L146 171H144ZM79 173H81V171L80 172H78V174L77 175H82V173L81 174H79ZM83 173H85L86 174V172H85V170H84V172ZM105 173V172H104ZM141 173H143V171L141 172ZM12 174H13V172H10V174H9V176H10V178L12 177ZM45 174H47V172L45 173ZM85 174H83V176H87V175H85ZM89 174V173H88ZM92 174V173H91ZM95 174V173H94ZM132 174V173H131ZM148 174V173H147ZM146 174V175H147ZM124 175V174H123ZM133 175V174H132ZM134 175H136V174H134ZM151 175H152V173H151ZM159 175V174H158ZM160 175H161V173H160ZM165 175V174H164ZM45 176V175H44ZM47 176V175H46ZM76 176V175H75ZM74 176V177H75ZM82 176V177H83ZM93 176V175H92ZM122 176V175H121ZM125 176V175H124ZM162 176H163V174H162ZM171 176V175H170ZM170 176L168 175V177L170 178ZM62 177V176H61ZM69 177H70V175H69ZM79 177V176H78ZM109 177V176H108ZM160 177V176H159ZM2 178V177H1ZM54 178V177H53ZM65 177L63 176V179H64ZM163 178H164V176H163ZM62 179V180H63ZM80 179V178H79ZM107 179V178H106ZM119 179V178H118ZM125 178H123V180H124ZM157 179H158V177H157ZM50 180H52V179H50ZM54 180V179H53ZM56 180V179H55ZM58 180V179H57ZM66 180V179H65ZM77 180V179H76ZM102 180V179H101ZM100 180V181H101ZM109 180V179H108ZM120 180H121V178H120ZM141 180H143L144 181V179H142L141 178ZM152 180V179H151ZM160 180V179H159ZM175 180V179H174ZM60 181V180H59ZM82 181H83V178H82ZM99 181V180H98ZM154 181V180H153ZM164 181V180H163ZM162 181V182H163ZM51 181H49V183H50ZM52 182H54V181H52ZM61 182V181H60ZM72 182V181H71ZM125 182V181H124ZM165 182H167V181H165ZM170 182V181H169ZM48 183V184H49ZM55 183V182H54ZM67 183V182H66ZM103 183V182H102ZM142 183H144V182H142ZM53 184V183H52ZM56 184V183H55ZM65 183H63V186L65 187V185H64ZM93 184H95V185H93ZM101 184V183H100ZM107 184V183H106ZM117 184V183H116ZM124 184V183H123ZM122 184V185H123ZM155 184V183H154ZM168 184V183H167ZM173 184V183H172ZM235 184V183H234ZM32 185V184H31ZM66 185H68V184H66ZM125 185V184H124ZM141 187H140V186ZM159 186L161 185V188L164 186V184L162 183H160V184H158ZM170 185H171V182H170ZM29 186V185H28ZM58 186V185H57ZM82 186V185H81ZM92 186V187H91ZM100 187H101V185H99ZM126 186H127V184H126ZM126 186H124V187H126ZM151 186H153V184L151 185ZM150 186V189H151V191H152V193L151 194H153L154 193V191H156V192H158V190H159V188L160 187H158V186H156V184L153 186V189H154V191H153V189H152V187ZM156 186V187H155ZM30 187V186H29ZM71 187V186H70ZM69 187V188H70ZM82 187H85V186H82ZM81 187V188H82ZM93 187H95V188H93ZM105 187H107V186H105ZM146 187V188H145ZM155 187V188H154ZM158 187V188H157ZM236 187V186H235ZM5 188H6V184H5V182L2 180V182H0V195H2V193L5 191ZM48 188V187H47ZM46 188V189H47ZM50 188H52V187H50ZM49 188V189H50ZM171 188V187H170ZM48 189V190H49ZM85 189V188H84ZM150 189H148V190H150ZM167 190H168V188H166ZM51 190V189H50ZM64 190V189H63ZM106 190V189H105ZM117 190H119V189H117ZM140 190V192L138 193L137 191H139ZM145 190V191H144ZM163 189H160L159 191H162ZM32 191V190H31ZM31 191H29V192H31ZM54 191V190H53ZM74 191V190H73ZM125 191V190H124ZM141 191H142V193H141ZM150 191V192H151ZM47 192L48 191H46V192H44V193H46L47 194ZM50 192V191H49ZM76 192V191H75ZM104 192V193H103ZM106 192H108V194L106 193ZM132 192V193H131ZM74 193V192H73ZM73 193H71V194H73ZM106 193V194H105ZM131 193V194H130ZM159 193V192H158ZM30 194V193H29ZM30 194V195H31ZM128 194H130V195H132L133 194V196H136V197H134V198H136L135 200H133L134 198L133 197H128L129 195ZM150 193H149V196L151 195ZM20 195V194H19ZM18 195V196H19ZM52 195V194H51ZM50 195V196H51ZM77 195H79V196H77ZM145 195V196H146ZM24 196V195H23ZM25 197V196H24ZM32 197V196H31ZM146 197H148V196H146ZM170 197H172V196H170ZM174 197V196H173ZM26 198H28V197H26ZM26 198H25V200H26ZM30 198V197H29ZM41 198V199H40ZM48 198H50V197H48ZM23 199V198H22ZM31 199V198H30ZM119 199V200H118ZM131 199V200H130ZM71 200V199H70ZM264 200V199H263ZM29 201V200H28ZM176 201V200H175ZM231 201V200H230ZM15 202H17V201H15ZM25 202V201H24ZM62 202V201H61ZM173 202V201H172ZM178 202V201H177ZM64 203V202H63ZM170 203V204H169ZM264 203V202H263ZM29 204V203H28ZM238 204H240V203H238ZM27 205V204H26ZM31 205H33V204H31ZM35 205V204H34ZM124 205V206H125ZM177 205V204H176ZM242 205V204H241ZM14 207H10L9 208V210L7 211V214L8 213H10L11 215H12V212H14L15 210L13 209V208H15V205H13ZM39 206V205H38ZM155 206V205H154ZM153 206V207H154ZM231 206V205H230ZM240 205H238V208H240L239 207ZM28 207V206H27ZM37 207V206H36ZM42 207V206H41ZM42 208H45V207H42ZM232 208V207H231ZM259 208V207H258ZM13 209V210H12ZM154 210H153V213H156V210H155V208H153ZM246 209V208H245ZM37 210V209H36ZM45 210V211H44ZM175 210V209H174ZM238 210V209H237ZM41 211V210H40ZM152 211V210H151ZM155 211V212H154ZM163 211V212H162ZM239 211V210H238ZM256 211H258V209H255V212ZM259 211L261 212V210L259 209ZM259 211H258V213H259ZM133 212V213H134ZM139 212V213H138ZM171 212H173V210L171 211ZM178 212V211H177ZM263 212V211H262ZM166 213H168L167 211H166ZM174 213V212H173ZM172 213V214H173ZM14 214V213H13ZM152 214V213H151ZM171 214V213H170ZM171 214V215H172ZM177 214V213H176ZM255 214V213H254ZM22 215H24L23 213H22ZM146 215V216H145ZM164 215V214H163ZM256 215H257V213H256ZM260 215V214H259ZM263 215V214H262ZM41 216V215H40ZM69 216H71V218L69 217ZM144 216H145V218H144ZM131 217V216H130ZM149 217V216H148ZM255 217V216H254ZM70 218V220H67L66 221V219H69ZM124 218V219H123ZM133 218H134V216H133ZM132 218V219H133ZM257 218V217H256ZM131 219V218H130ZM129 219V220H130ZM131 219V220H132ZM155 220V221H154ZM169 220V219H168ZM172 220V219H171ZM257 221H259V220H257ZM66 222V223H65ZM69 223V225H67V227H65L64 226V223L65 224H68ZM149 222V223H148ZM172 223V222H171ZM156 224V225H155ZM173 224V223H172ZM159 225V226H158ZM164 225V224H163ZM125 227V226H124ZM127 227V226H126ZM129 227V226H128ZM162 228H163V226H162ZM166 228V227H165ZM168 229V228H167ZM171 229H174V227L173 228H171ZM72 231H74V232H72ZM156 231H158V230H156ZM173 231V230H172ZM177 231V230H176ZM168 232V231H167ZM175 232V231H174ZM173 232V233H174ZM263 232H264V229H263ZM41 233H44V234H50L52 237H53V241H51L52 243H50V245H48V244H46V242H45V244H44V241L43 240H45L46 238H44V239H42V240H39L37 237H38V235L39 234H41ZM128 233H130V231L128 232ZM260 234V233H259ZM166 235V234H165ZM177 235V234H176ZM169 236V235H168ZM46 237V236H45ZM74 237V236H73ZM75 237L73 238V239H75ZM165 237V236H164ZM167 237V236H166ZM180 237V236H179ZM261 237V236H260ZM259 237V238H260ZM40 238H42L41 236H40ZM188 238V237H187ZM262 238H264V235H263V237ZM72 239V238H71ZM169 239V238H168ZM176 239H178V238H176ZM175 240V239H174ZM185 240V239H184ZM205 240V239H204ZM45 241H47V239L45 240ZM49 242H50V240H48ZM73 241V240H72ZM183 241V240H182ZM243 241L244 240H242V243H243ZM258 241V240H257ZM69 242V241H68ZM68 242H67V245L69 246V244H68ZM259 242V241H258ZM70 243V242H69ZM166 245H165V244ZM6 245V247L4 248L3 246L4 245ZM73 244V243H72ZM175 244V245H174ZM247 243H245V245H246ZM67 245H66V248H67ZM179 245V244H178ZM177 245V246H178ZM11 246V248H9V250H8V248L7 247H10ZM64 246V245H63ZM65 247V246H64ZM70 247H69V249H70ZM145 248H147L148 250H149V252L148 251H145L144 249ZM12 249V250H11ZM67 250H68V248H67ZM162 250H164V251H162ZM166 250V251H165ZM64 251V250H63ZM12 252V253H11ZM65 252H67L66 250H65ZM69 252V251H68ZM164 252H166L165 254H166V256L168 255V257H165V256H163V255H165L164 254ZM181 252V251H180ZM70 253V252H69ZM182 253V252H181ZM181 253H180V255H181ZM186 253V252H185ZM188 253V252H187ZM66 256V258H65V256ZM139 254V255H138ZM183 254V253H182ZM193 254V253H192ZM256 254V253H255ZM189 255V254H188ZM68 256V257H67ZM134 256V255H133ZM185 256V255H184ZM256 257H257V255H255ZM17 257V258H16ZM140 257H138V258H140ZM186 257H188V256H186ZM193 257H194V255H193ZM157 258V259H156ZM71 259V258H70ZM73 259V260H74ZM7 260V261H6ZM104 260V261H103ZM158 260V261H157ZM253 260L255 261L256 259H254V257H253ZM125 261V260H124ZM165 261V262H164ZM187 261V260H186ZM256 262V261H255ZM125 263H126V261H125ZM121 264V263H120ZM124 264V263H123ZM189 264H191V263H189ZM194 264V263H193Z\"/></svg>",
	"mask_w": 264,
	"mask_h": 264
}]
</instances>
